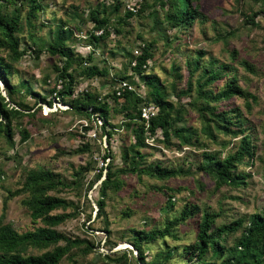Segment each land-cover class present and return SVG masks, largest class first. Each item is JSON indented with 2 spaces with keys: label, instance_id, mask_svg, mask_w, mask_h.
Masks as SVG:
<instances>
[{
  "label": "trees",
  "instance_id": "obj_1",
  "mask_svg": "<svg viewBox=\"0 0 264 264\" xmlns=\"http://www.w3.org/2000/svg\"><path fill=\"white\" fill-rule=\"evenodd\" d=\"M8 1L0 0V138L3 139L6 149L14 147L15 128L20 134V143L30 138L29 127L23 124L21 119L28 117L30 121L41 110V105L37 104L28 109L23 108L22 92L34 96L48 107H52L53 99L58 98L61 104L67 106L63 111L72 112L79 119L100 120L102 131L99 137L104 135L107 145L102 146L104 163L99 168L96 167L97 160L93 157L96 148H92L88 138L78 148L72 150L75 153H87L89 160L73 170V179L70 181L49 168L24 167V176L19 187L9 189L3 197V209L14 196L24 195L22 204L26 207L32 223L38 224L31 229L19 231L10 222H3L0 217V264H59L73 247H77L82 255L101 247L96 245V243L100 245V241L72 238L57 229L58 225L70 217L78 216L80 206L71 199L53 193L67 186H74L77 190L82 188L86 183L84 178L87 173L94 170L96 172L93 179L88 180L87 188L91 189L94 183L100 180L97 184V198L93 201L96 206L94 217L103 219L102 229L107 233H110V230L105 207L107 200L113 199L122 188L124 184L122 175L134 174L141 179L145 174L163 181L158 186L152 185V188L164 192L166 196L159 207V211L165 216L163 222L153 224L149 229H132L131 236L126 240L131 246H126L116 253L108 252L111 250L109 247L101 252L104 259L114 264H132L129 259L131 256L137 264H163L171 260L174 257V251L180 247L183 264H264V209L247 216L233 218L229 222L217 223V218L222 215L221 209L212 210L201 207L185 196L176 197L174 194L179 193L180 190L189 189L193 194V189L172 188L164 183L165 180L176 176L192 174L190 166H166L160 162L146 163L144 159L147 153L141 150L147 146L145 142L147 138L162 144L165 148L181 146L203 148L206 145L200 143V136L205 135L210 140L218 142L224 149L229 142L218 140L219 133L238 137L234 150L228 151L223 157L218 151H208L203 148L199 153L197 169L214 180L216 189L223 185L238 187L246 184L251 174L245 172L243 167L253 164L251 158L255 146L249 131L250 126L245 125L246 118L243 117L242 111L239 107L232 106L229 101L236 96L244 98L246 108L250 110L251 105L248 99H255V96L241 88L235 75L226 80L224 86L218 89L212 87L216 79L222 77L223 71L230 65L221 63L220 66H216L217 62L214 58L209 59L207 64H202L201 57L204 53L202 50H199L193 59L186 60L189 79L187 87L180 93L186 94L191 90L192 77L200 70L196 92L198 99L193 102V107L199 113L200 127L187 125L185 106L179 102L175 105L168 98L163 81L149 69V60L152 58L150 42L143 43L142 49L136 53L126 50V60L122 63V68L110 76L109 66H98L93 60L92 51L87 55L74 52L71 43L73 29L68 25L69 20L56 21L54 26L50 27L51 38L47 42H38L34 39L38 12L44 9L42 0H18L19 2H15L10 10H2V2ZM200 1L158 0L164 13L163 19L166 26L178 31L191 25L201 14ZM255 1L264 5V0ZM128 2L129 0L126 2L116 0L112 3L103 1L100 4L101 10L96 7L91 8L88 12L89 19L94 24L91 29L85 30V34L87 33L85 40L99 43L108 38L111 32L122 33V30H125V24H128V18L135 14L134 11H140L141 7L148 6L141 4L137 8V4L130 5ZM122 5L125 9L120 14ZM24 7L26 9L22 12ZM71 9L72 15H78L81 22L85 20L79 15L77 5L72 4ZM248 17L244 15V22L254 23V19L250 18L252 21L249 22ZM25 27L27 36L23 38L20 32ZM160 31V36L163 37L164 30L160 29ZM233 34L234 31H229L224 36V40ZM24 39L29 43L27 47L31 49L35 58L38 59L40 53L44 51L58 59L57 62L51 63L53 78L51 72H44L40 80L41 88L45 87L47 94L35 90L30 79L16 69L18 61L27 53V49L20 48ZM110 53L114 54L113 51ZM231 54L234 55V52ZM241 64L251 70V65L246 60H242ZM128 69L132 70V74H128ZM77 70H79L77 75L87 79L98 76L104 80L110 79L112 86L119 82L120 85L114 86L102 96L88 87L75 93ZM14 74L18 75L17 83L12 82L11 78ZM134 75L141 78L148 87L143 94L132 87L135 83ZM171 87L176 88L175 82L171 83ZM108 98H112L116 103L118 99H121L119 108L111 107ZM197 101H199L198 104ZM147 106H152L153 109L146 117L142 113ZM110 109L123 114L124 119L121 125L110 122ZM56 110L62 111V108L58 106ZM123 128L133 134L134 141L123 147L120 154L122 164L114 165L113 153L109 146L110 138L114 132ZM83 129V133H87L89 126H83ZM158 130L160 133L157 134ZM83 137L85 138L86 135ZM2 157L9 160L18 158V155L16 153L6 155L5 151L0 150V158ZM4 164L5 161L0 164V177L5 173ZM198 186H201L199 180ZM79 193L80 191L77 192ZM85 197L87 198V194ZM178 201H182L181 205L176 204ZM67 208L72 210L65 211ZM59 209L62 211L57 212L56 210ZM122 214L129 216L131 212L127 209ZM191 217L198 219L193 241L179 247L170 246L166 239H177L178 226ZM91 218L92 214L89 213L86 219ZM236 231H240V234L229 246L226 239ZM105 242L109 244V240ZM155 242H159L161 248L150 260H147L144 246ZM29 249L40 252H29Z\"/></svg>",
  "mask_w": 264,
  "mask_h": 264
},
{
  "label": "rangeland",
  "instance_id": "obj_2",
  "mask_svg": "<svg viewBox=\"0 0 264 264\" xmlns=\"http://www.w3.org/2000/svg\"><path fill=\"white\" fill-rule=\"evenodd\" d=\"M112 3L116 0H42L44 9L38 12L37 28L35 29L34 39L38 42H47L50 40V27L54 26L56 21L69 20L68 25L73 29L72 47L74 52H80L87 55L93 52V60L98 66H109L110 76L115 71L122 68V63L126 60L125 51L132 50L134 53L142 49L143 43L150 42L152 58L149 60V69L160 77L165 85L167 96L175 105L179 102L185 106L186 124L200 127L199 113L193 107V102L198 99V72L192 77L193 85L191 90L186 93H180L187 87L189 79V68L186 60L193 59L199 50L204 51L201 60L202 64H207L209 59L214 58L216 66L221 63L230 65L223 71L222 77L216 79L212 87L218 89L224 86L226 80L233 75L236 76L237 83L245 91L251 92L255 99L249 98L250 110L246 108V100L241 97H232L230 104L237 106L246 118L245 125L250 126L252 141L255 149L251 158L253 164L244 166L245 172H250L251 176L246 184L238 187L223 185L216 189L214 180L197 169L199 153L206 148L208 151H218L223 157L228 151H233V147L238 141V137H231L219 133L218 140L229 142L226 148H222L218 142L210 140L201 135L200 143L206 146L200 148H191L181 146L179 148H165L162 144L153 142L151 139H145L147 146L142 148L146 152L145 162H160L166 166L183 167L190 166V175H180L164 181L172 188L187 187L193 189V194L188 190H180L175 193L176 197L185 196L198 203L201 207H207L212 210H222V215L217 218V223L229 222L233 218L247 216L256 211L264 209V5L255 0H201L200 16L187 27L180 30L170 29L164 21V13L158 3V0H129L128 4H146L142 10H135V14L128 18V24H125V30L116 34L111 32L108 38L99 43L92 40L87 41L85 30L93 27V21L89 19V10L98 8L101 10V3ZM125 1L126 0H122ZM18 0H9L2 2V10H10ZM154 2V4H152ZM78 6V12L83 22L77 15H72L71 5ZM26 7L22 9L24 12ZM124 5L120 8V14L124 12ZM137 11V12H136ZM254 19V23L244 22V15ZM76 26V27H75ZM160 29H163L165 35L160 36ZM234 34L224 40V36L229 32ZM26 27L20 32V35L26 37ZM177 34V35H176ZM166 36V37H165ZM23 37V38H24ZM168 40V41H167ZM29 43L24 39L20 48L27 49V53L21 57L16 64V69L21 74L30 79L31 85L35 90L47 94L45 87L41 88V78L44 72H52L51 63L58 61L57 57H51L46 52H41L39 58H35L27 46ZM113 51L114 54L110 52ZM234 52V55L231 53ZM102 59H105L102 61ZM246 60L251 65V70L245 68L241 61ZM89 64V63H88ZM76 71L75 75L78 74ZM128 74L132 70L128 69ZM12 82L17 83L18 75L12 76ZM134 87L140 93H144L148 88L139 78L134 75ZM110 79L94 77L87 79L82 75H77L75 84L76 91L85 87L97 91L100 96L107 93L114 86L118 87L120 82L112 86ZM175 82V89H172L171 83ZM123 83V82H122ZM138 84V85H136ZM3 87V86H2ZM21 95L23 99V108L41 105V110L28 121V117L21 119L23 124L29 127L30 138L20 143V134L18 129H14L13 142L14 147L6 149L3 139L0 138V150L6 152V155L16 153L18 158L5 160L0 158V164L5 161L3 166L4 174L0 177V217L3 222H10L13 227L19 231L33 228V224L26 207L22 204L24 195H18L11 198L6 208L3 209V197L7 191L19 187L23 180L24 167L42 166L49 168L54 172L61 174L67 181L73 179L72 172L79 165H84L89 160L87 153H75L72 150L88 138L92 143V148H96L93 157L97 160L96 167H101L104 163L102 146H106L105 136L101 134L100 120L88 121L79 119L74 113L63 111L67 106L61 104L58 98L53 99L52 107L40 102L30 94ZM120 100L116 103L112 98H108L111 107L119 108ZM36 102V103H35ZM199 101H197V104ZM62 108V111L56 109ZM155 111V109H154ZM110 122L121 125L123 114L110 109ZM83 126H89L87 133H83ZM122 128V127H121ZM127 129H119L114 132L110 138V150L113 153V164L121 165L120 154L123 147L134 141L133 134L128 133ZM160 133L159 130L157 134ZM156 134V135H157ZM86 135L84 138L83 136ZM175 141V139H173ZM157 146V148H155ZM99 148V149H98ZM108 158L106 159V161ZM239 169H242L239 167ZM96 170L87 173L86 183L82 188L76 189L74 186L61 188L57 195L71 199L80 206L78 216L70 217L64 223L57 226V229L63 231L68 236L74 238H86L100 241L101 246L93 249L92 252L82 255L77 247H73L59 264H114L108 259L102 257L103 250L111 248L108 252H118L126 246H131L126 240L131 236L132 229H149L153 224L163 222V214L159 211L160 205L165 199V193L153 189L152 185H160L159 181L142 175L138 179L134 174L122 175L124 184L120 191L111 200H107L105 207L106 218L110 233L102 228L103 219L95 218L94 200L97 198L96 181L91 189L87 188V182L93 179ZM198 180L201 186H198ZM80 191L79 194L77 192ZM87 194V198L85 197ZM178 201L177 205H181ZM130 210L131 214L125 216L124 210ZM67 208L65 211H70ZM61 212L62 209L56 210ZM91 213L92 218L87 220V215ZM197 217L189 218L177 228V239L167 238L166 242L170 246H181L182 244L193 241L196 234ZM240 231L229 235L226 239L230 246L239 236ZM109 240V244L105 242ZM126 241V242H125ZM161 242V241H160ZM104 243V244H103ZM159 242L147 244L144 246L147 260L160 249ZM29 252H40L36 249H29ZM136 250H134L135 252ZM179 247L174 251V257L163 264H183ZM114 255V254H112ZM130 255V253H128ZM132 264H137L130 256Z\"/></svg>",
  "mask_w": 264,
  "mask_h": 264
},
{
  "label": "built area",
  "instance_id": "obj_3",
  "mask_svg": "<svg viewBox=\"0 0 264 264\" xmlns=\"http://www.w3.org/2000/svg\"><path fill=\"white\" fill-rule=\"evenodd\" d=\"M153 109V107L152 106H147L145 109H144V111H143V115L144 116H148V114H150L151 113V110Z\"/></svg>",
  "mask_w": 264,
  "mask_h": 264
}]
</instances>
